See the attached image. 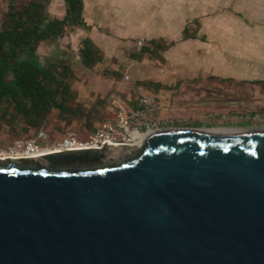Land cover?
I'll return each mask as SVG.
<instances>
[{
  "label": "water",
  "instance_id": "water-1",
  "mask_svg": "<svg viewBox=\"0 0 264 264\" xmlns=\"http://www.w3.org/2000/svg\"><path fill=\"white\" fill-rule=\"evenodd\" d=\"M0 264H264V126L0 159Z\"/></svg>",
  "mask_w": 264,
  "mask_h": 264
},
{
  "label": "rangeland",
  "instance_id": "rangeland-1",
  "mask_svg": "<svg viewBox=\"0 0 264 264\" xmlns=\"http://www.w3.org/2000/svg\"><path fill=\"white\" fill-rule=\"evenodd\" d=\"M7 2L8 0H0V16ZM58 3L62 5L63 1L57 0L56 4ZM91 9L96 18L93 17L90 30L75 28L73 32L77 33L78 38L84 34L96 35L99 40L101 35L106 36L103 44L97 45L102 52V60L89 70L81 63L80 53L74 49L66 56L67 62L72 63V68L79 74L99 73L109 77L114 71L112 68L118 66L115 71L118 74L117 79L128 78L127 82H131L143 78L149 82L160 80L164 83L166 91L163 90L158 95L160 98L167 95V99H162L157 110L153 108L154 122L142 128V132L157 127L230 128L250 127L256 123L264 125V113L259 112L261 119L253 120L255 118L251 119L252 114L255 117L258 112H242L237 108L243 98V95L238 93L243 89L241 86L249 84L254 87L258 85L256 80H264V26L259 23L256 12L253 11L249 16L240 7H216L204 3L201 16L192 20V17H189L188 34L192 37L179 34L173 38L161 39L159 42L168 47L159 51V57L146 53L142 59L135 60L131 55L139 53L142 46L152 48L149 39L137 36L115 39L114 30H111L110 25L101 23L97 13L99 7ZM58 60L61 62L63 59ZM79 80L77 77L74 87L80 94V100L87 105H96L95 101L91 103L89 99L96 93L90 90L95 89L94 85L90 88L88 82L83 84V81ZM218 80L223 83L220 86L213 85L217 84ZM225 83L233 87L225 86ZM171 89L174 91H170ZM200 90L218 93L227 91L233 97L229 99L217 93L201 95L198 92ZM96 103L100 107L101 104ZM114 105V108H120L117 103ZM124 111L128 113L127 110ZM110 115L107 118L111 117ZM97 120L95 118V121ZM136 126L140 128L139 125ZM82 127L85 128L84 125ZM143 134L145 133L137 135L140 137L137 142H140ZM50 141L51 139L47 138L39 143L44 145ZM11 142L7 136L0 135V146L4 147Z\"/></svg>",
  "mask_w": 264,
  "mask_h": 264
},
{
  "label": "crops",
  "instance_id": "crops-1",
  "mask_svg": "<svg viewBox=\"0 0 264 264\" xmlns=\"http://www.w3.org/2000/svg\"><path fill=\"white\" fill-rule=\"evenodd\" d=\"M56 3L57 0H50L47 13L51 17L61 18L65 13L64 1L62 5ZM204 3L216 7H240L244 10L245 14L249 16H251L254 11L258 14L259 23L264 26V0H83V19L87 26L76 28L90 30L93 24V17L96 18V16L92 14L91 8L99 7V12L97 13L100 21L104 23L105 26L110 25L111 30H114L113 37L115 39L137 36L149 39V41L154 40L159 42L161 39L173 38L179 34H183L184 30L189 27L187 24L189 22V17H192L190 18L192 20L202 15ZM73 29L68 30L55 40L43 41L38 45L36 54L41 64L48 65L52 62H60L58 60L59 58L68 61L66 56H69V53H71L70 51L76 49L80 53L81 42L84 38H89L95 45H102L103 40L107 39L106 36L101 35L99 40L96 35L92 36L91 34H84L81 38H78L76 36L77 33H74ZM55 57L56 59H54ZM88 69L92 70L91 68ZM112 70L117 71L118 66H114ZM75 74L80 78L79 81H83V84L88 82L87 85L89 87L94 85L93 88H95L94 90L90 89L96 92L93 97L89 98L91 99V103L95 101L96 105L93 106L87 105L86 102L80 100V94L78 93L77 101L82 103L86 110H90L94 112V114L96 112L101 113L103 118H107L110 114L112 115L113 110L118 109L114 108V104L116 103L117 106L123 110H139L141 114L136 118V122H139L140 119L143 121L140 123L141 129L146 127V125L153 124L151 123L154 122L152 114L154 111L153 108L155 107L154 109H158L162 99H167V95L164 98H160L158 95L159 92L163 90L166 91L164 83L160 82V80H151L152 82H149L143 78H138L131 82H127L129 80L128 78L120 80L114 77H104L99 73L91 75L86 73L79 74L75 71ZM222 83L223 82H219L218 80L217 84L213 85L220 86ZM255 83L258 85L254 87L249 84L248 86H241L243 89L238 93L243 95L242 101L237 104L238 106L233 105V107L237 106L242 112L246 110L252 113L258 112L255 117L252 114L251 119L255 118L253 120H259L261 119L258 115L260 114L259 112L264 113V80H256ZM224 85L230 88L233 87V85L231 86L228 83ZM169 86H172V84H169ZM170 91L174 90L171 89ZM198 92L201 95H207L209 93L214 95L217 93L219 95H225L229 99L233 97L227 91L218 93L217 91L208 92L207 90H200ZM172 94L174 93L172 92ZM143 97H148L152 104L146 107L140 101ZM96 102L101 104L100 107ZM232 103L231 101V104ZM99 122V119L94 121L92 123V128L89 129L85 125L84 120L72 119L67 122L59 119L57 112H55L43 127L47 130L48 138L52 140L59 139L67 131H74L76 134H79L80 137L85 138L95 130ZM81 124L84 125L85 128H83ZM257 126L261 125L256 123L251 124L250 127ZM34 132L35 129L31 128L28 130L26 136L28 137ZM0 135L7 136L9 142L12 141L6 130H0Z\"/></svg>",
  "mask_w": 264,
  "mask_h": 264
},
{
  "label": "trees",
  "instance_id": "trees-1",
  "mask_svg": "<svg viewBox=\"0 0 264 264\" xmlns=\"http://www.w3.org/2000/svg\"><path fill=\"white\" fill-rule=\"evenodd\" d=\"M63 17L47 13L50 0H8L0 16V130H6L12 141L26 138L29 129H38L57 112L58 118L84 120L91 129L95 118L104 120L100 113L86 110L77 101L74 87L77 76L65 60L43 65L36 50L43 41H51L76 27L87 26L83 19V0H63ZM188 34L186 28L183 37ZM152 48L142 46L135 60L144 54L159 57L168 45L154 40ZM81 63L93 68L102 60V52L89 38L80 48ZM118 78L117 72L111 76Z\"/></svg>",
  "mask_w": 264,
  "mask_h": 264
},
{
  "label": "built area",
  "instance_id": "built-area-1",
  "mask_svg": "<svg viewBox=\"0 0 264 264\" xmlns=\"http://www.w3.org/2000/svg\"><path fill=\"white\" fill-rule=\"evenodd\" d=\"M140 101L146 107L152 104L148 97H143ZM139 114H141L139 110L126 113L123 109L118 108L113 110L111 117L101 120L95 130L87 137L83 138L74 131H67L59 139H51L49 143L44 145H41L39 141L47 139L48 133L46 128L42 126L26 138L14 140L4 147L0 146V159L5 157H32L71 149L100 148L104 142L116 145L134 144L138 140L135 133L142 132L141 128L136 126H140V123L143 122L141 119L136 122Z\"/></svg>",
  "mask_w": 264,
  "mask_h": 264
},
{
  "label": "bare ground",
  "instance_id": "bare-ground-1",
  "mask_svg": "<svg viewBox=\"0 0 264 264\" xmlns=\"http://www.w3.org/2000/svg\"><path fill=\"white\" fill-rule=\"evenodd\" d=\"M152 130V129H151ZM150 131V130H149ZM148 132V131H147ZM139 133H145L146 134V132H137V133H135V136L138 138V140H139V136H137ZM145 134H143L142 136H141V140H140V142H137L138 140H136L135 142H134V144H139V143H141V141H142V139H143V137L145 136Z\"/></svg>",
  "mask_w": 264,
  "mask_h": 264
}]
</instances>
